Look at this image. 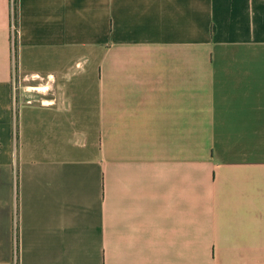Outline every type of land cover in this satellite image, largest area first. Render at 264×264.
Masks as SVG:
<instances>
[{"label": "crops", "instance_id": "0c3cea01", "mask_svg": "<svg viewBox=\"0 0 264 264\" xmlns=\"http://www.w3.org/2000/svg\"><path fill=\"white\" fill-rule=\"evenodd\" d=\"M16 222L19 264H264V0H0V264Z\"/></svg>", "mask_w": 264, "mask_h": 264}, {"label": "built area", "instance_id": "2783aa9c", "mask_svg": "<svg viewBox=\"0 0 264 264\" xmlns=\"http://www.w3.org/2000/svg\"><path fill=\"white\" fill-rule=\"evenodd\" d=\"M13 41L15 42L16 41V25L14 24L13 25ZM14 49H15V46H13ZM17 215H16V219H17ZM15 249H14V260H15V263L14 264H19V261H20V257H19V241H18V231H17V222L15 224Z\"/></svg>", "mask_w": 264, "mask_h": 264}, {"label": "rangeland", "instance_id": "374dc122", "mask_svg": "<svg viewBox=\"0 0 264 264\" xmlns=\"http://www.w3.org/2000/svg\"><path fill=\"white\" fill-rule=\"evenodd\" d=\"M25 80H22V79H20V78H17L16 79V85H15V88H16V92L17 93H19V91H21V90H23V86H24V84H25ZM30 91L32 90V89H30V88H28ZM32 92H37L36 90H32Z\"/></svg>", "mask_w": 264, "mask_h": 264}]
</instances>
